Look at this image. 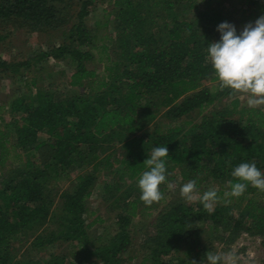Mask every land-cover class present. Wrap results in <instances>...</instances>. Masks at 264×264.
Instances as JSON below:
<instances>
[{"label":"trees","instance_id":"trees-1","mask_svg":"<svg viewBox=\"0 0 264 264\" xmlns=\"http://www.w3.org/2000/svg\"><path fill=\"white\" fill-rule=\"evenodd\" d=\"M96 1L0 0L1 25L58 31L61 39L24 60L0 59V72L26 69L35 86L34 64L67 58L74 66L68 84L81 88L74 96L40 88L33 97L9 102L10 120L0 124V264H125L132 259L126 255L134 220L145 213L154 216L141 239L143 263L207 264L212 246L204 240L205 223L224 244L243 232L264 234V193L249 185L244 195L224 202L228 182H237L231 175L236 166L255 162L264 172V109L243 105L238 96L220 106L234 95L219 89L206 62L207 46L220 40L217 27L230 16L212 11L214 24L198 29L176 9H196L194 0H111L93 25L87 19ZM94 62L103 63L101 71ZM194 111L200 119H184ZM159 146L169 150L168 173L195 179L199 190L219 185L213 214L182 197L157 213L165 199L150 207L140 200L138 179L148 170L143 162ZM103 172L100 198L113 218L89 210ZM52 220L56 228L47 230ZM97 224L104 225L101 233L94 230ZM57 242H77L82 255L76 261L59 254L38 257Z\"/></svg>","mask_w":264,"mask_h":264},{"label":"rangeland","instance_id":"rangeland-1","mask_svg":"<svg viewBox=\"0 0 264 264\" xmlns=\"http://www.w3.org/2000/svg\"><path fill=\"white\" fill-rule=\"evenodd\" d=\"M96 2L98 7L96 12L91 14L87 19V22L93 25L97 20L102 19L103 9H110L112 6L111 0H97ZM194 3H196V9L186 4L181 5L180 7L176 6V9L182 19L193 21L195 23V27H198V29L209 26L208 24H214L212 19V11L215 10H218L225 15H229L230 17L228 18V21L223 22L234 24L237 30H242L245 24L249 22L254 23L256 19H258L261 15H264V11L261 12L260 9L261 0H194ZM203 12L205 13V16H202ZM250 13L252 16H249ZM109 31L114 33L112 25H109ZM3 34L6 35V38L0 39V59L8 61L27 59L34 53L47 51L52 44H56L61 41L58 31L35 32L29 31L27 28L14 27L12 24H0V35ZM90 65L92 67H98L99 71H101L103 68V63L94 62ZM31 69L37 74V85L35 86H32V75H26L29 73L26 69L21 68L20 72L15 75L11 74L10 72H0V116H2V118H0V124H2L4 121L10 120L9 102H11L17 96L27 95L28 98L33 97L38 89L46 87L62 91L67 96H74L81 91V88L70 86L68 84L69 75L74 70V66L67 58L53 59L49 57L42 60L41 62L36 63V65L34 64ZM213 83L214 82L208 81L206 82V85L211 86ZM233 97L236 96L224 98L219 102L220 106L229 104ZM238 97L240 98L243 105L248 106L246 97ZM259 108L264 109V106ZM200 118L201 113L194 111L184 119L196 122ZM21 167H23V165H21ZM90 167L91 165L87 166L85 169L88 170ZM87 170L82 172L84 173ZM5 172H7L6 168L1 169V173ZM79 173H81V170L74 172L72 177L74 178V176L78 175ZM106 176V172L100 173L98 178L99 183L92 196L89 198V210H96L95 216L102 215L105 218H113L115 215L113 210L103 203L99 193L101 184L105 180ZM168 177H171L169 181L172 182L175 187L173 189H169L167 185L161 186V188L163 187L164 190L163 193L165 201L164 203H160V207L153 213H157L161 208H163L165 202L181 197L179 189L184 183L188 182L182 181L178 170L170 172ZM63 185L68 187L69 181ZM203 186L208 187V190H216L219 187V185L213 182L204 184ZM205 191L206 190H199V194L202 196ZM58 201L61 202L60 197L58 198ZM195 203L196 202H194V204ZM54 212L59 214L57 208L54 209ZM146 214L147 213L144 215H139L134 220L136 224L134 228V243L126 255V257L131 256L132 259L126 261L125 264H133V262L134 264H150L149 261L146 263L142 262L146 254V250L142 246L141 239L143 233L147 229L146 227L149 221L153 220L154 215L146 216ZM204 226L206 230L204 232V240L206 243H210L212 246V252L214 254L219 253L224 255L231 253L235 257V264H264V234L243 232L234 242L224 244L212 236V228L209 227L208 223H205ZM102 227H104L103 224H97L94 230H99V233H101L103 231ZM53 228H56L54 220L48 224L47 230ZM29 242L30 239L28 242H26V246ZM80 249L81 245L77 244V242H57L54 245H49L48 247L41 249L37 252V255L42 259H47L50 254H59L65 256L68 261H76L82 255L80 253ZM86 264H92V261H87Z\"/></svg>","mask_w":264,"mask_h":264},{"label":"clouds","instance_id":"clouds-1","mask_svg":"<svg viewBox=\"0 0 264 264\" xmlns=\"http://www.w3.org/2000/svg\"><path fill=\"white\" fill-rule=\"evenodd\" d=\"M217 31L221 38L207 46L206 62L214 70L219 89H230L232 95L246 97L250 108L264 106V15L254 23L245 24L239 34L235 25L228 22L220 23ZM149 157L143 162L148 170L143 171L138 179V187L141 192L140 200L150 207L164 200L162 185H167L169 189H173L175 185L168 180V148L154 147ZM231 175L237 182H228L230 191L224 192L226 204L231 203L229 197L239 198L244 195L249 185L264 193V172L255 162L240 163ZM179 191L187 203L198 201L209 214L214 213V205L221 200L215 189H209L201 196L195 179L184 183ZM205 260L207 264H235V257L231 253L221 255L208 251ZM191 264L197 262L192 260Z\"/></svg>","mask_w":264,"mask_h":264},{"label":"crops","instance_id":"crops-1","mask_svg":"<svg viewBox=\"0 0 264 264\" xmlns=\"http://www.w3.org/2000/svg\"><path fill=\"white\" fill-rule=\"evenodd\" d=\"M263 3H264V0H261V4H263ZM52 45H53V44H52ZM52 45H51V46H52ZM51 46H50V47H51Z\"/></svg>","mask_w":264,"mask_h":264}]
</instances>
